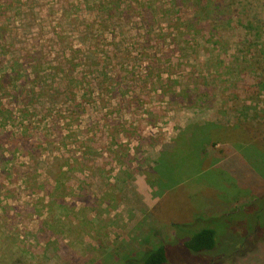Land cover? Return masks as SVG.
Instances as JSON below:
<instances>
[{
	"label": "rangeland",
	"instance_id": "rangeland-1",
	"mask_svg": "<svg viewBox=\"0 0 264 264\" xmlns=\"http://www.w3.org/2000/svg\"><path fill=\"white\" fill-rule=\"evenodd\" d=\"M263 194L264 0H0V264H122Z\"/></svg>",
	"mask_w": 264,
	"mask_h": 264
},
{
	"label": "trees",
	"instance_id": "trees-1",
	"mask_svg": "<svg viewBox=\"0 0 264 264\" xmlns=\"http://www.w3.org/2000/svg\"><path fill=\"white\" fill-rule=\"evenodd\" d=\"M242 80V75L234 77ZM251 86V84H250ZM251 89V87L249 88ZM192 128V127H191ZM191 128H187L192 130ZM233 155L226 162V169H231L236 173L240 182H244L239 171V165ZM207 158V157H205ZM240 164V163H239ZM254 179V178H253ZM251 181V178H247ZM179 208V207H178ZM241 210V212H240ZM191 224L176 225V232L171 241L159 236L158 242L145 244L140 251L123 253L122 264H259L258 260H251L250 255L264 251V194L257 199L251 200L243 205L236 206L230 210L219 213L216 216L195 218ZM246 225L239 228L243 222ZM254 220V221H253ZM229 223L226 230H230L232 224L237 225L235 229L243 235H237L232 244H235V251L226 249L232 237L225 236L224 230H220L219 225ZM234 227L232 231L235 230ZM228 233V231H227ZM246 233V234H244ZM155 236L158 232H154ZM237 238L239 241L234 243ZM253 244L248 246L247 241ZM247 240V241H246ZM229 241V242H228ZM181 246L182 249L178 247ZM181 260V261H180ZM246 261H249L246 263Z\"/></svg>",
	"mask_w": 264,
	"mask_h": 264
}]
</instances>
